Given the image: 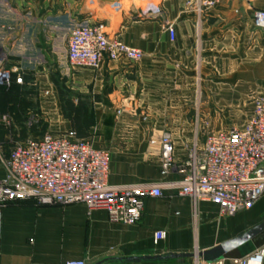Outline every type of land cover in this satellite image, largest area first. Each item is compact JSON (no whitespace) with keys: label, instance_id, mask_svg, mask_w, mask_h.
I'll list each match as a JSON object with an SVG mask.
<instances>
[{"label":"crops","instance_id":"obj_1","mask_svg":"<svg viewBox=\"0 0 264 264\" xmlns=\"http://www.w3.org/2000/svg\"><path fill=\"white\" fill-rule=\"evenodd\" d=\"M73 1L74 10L81 13L80 21L101 23L110 38L144 53L138 62L121 57L106 59L98 70L77 68L81 70L80 82H93L101 93L99 107L116 104L129 117L128 122L145 121L148 133L140 139L148 141V146L158 144L161 151V131L170 130L176 158L183 161L188 148H183L181 139H198L203 145L210 134L200 137L194 128L199 118L200 92L211 93L221 102L241 92L242 98L264 94V28L254 21L255 11L264 10V0H222L213 7L204 6L202 0ZM116 1L123 3V11L112 8ZM151 5L159 8L158 16L142 18L141 11ZM11 10L28 11L34 19L40 12L46 27L54 20L52 0H0V12ZM169 24L175 27L174 39L167 30ZM23 27L21 23L17 39L25 38L27 27ZM38 28L30 25V39L36 38ZM253 111L254 106L246 123ZM179 179V174H163L161 169L151 177L118 172L114 176L110 164L111 184L164 186L162 197L145 199L142 218L134 225L113 221L105 210H91L83 203H11L3 210L0 264H62L69 260L86 264H208L197 256L193 261L132 259L191 253L185 246L191 242L203 243L202 251L261 223L247 227L240 213L224 216L219 206L208 201L195 205L190 197L179 196L176 189L166 185ZM157 230H165L167 238L155 242ZM262 243L264 233L230 253L222 264H236L232 258L246 256Z\"/></svg>","mask_w":264,"mask_h":264},{"label":"built area","instance_id":"obj_2","mask_svg":"<svg viewBox=\"0 0 264 264\" xmlns=\"http://www.w3.org/2000/svg\"><path fill=\"white\" fill-rule=\"evenodd\" d=\"M222 0H202L213 7ZM116 12L123 3L112 4ZM160 10L151 5L141 11L142 18L157 17ZM258 27L264 28V10L254 13ZM171 39L175 27L167 26ZM121 57L138 62L144 53L110 38L101 23L89 19L79 21L70 33L67 60L75 67L98 70L104 61ZM12 72L0 62V85L9 81ZM22 83V77L17 79ZM162 151V173H177L180 179L166 183L179 196L190 197L194 204L208 201L224 216L255 207L264 195V95L254 100V111L242 127H230L210 133L203 145L195 142L188 156L176 158V144L170 132L159 139ZM0 175V248L4 208L21 201L32 200L38 205H70L83 203L89 209L105 210L111 220L134 225L143 215L145 199L163 196V184L114 185L109 182V152L98 148L89 139L46 135L39 140L17 146L2 162ZM167 237L165 230L154 233L155 242ZM236 264H264V245L253 253L234 260ZM223 261L217 263L222 264ZM62 264H86L69 260Z\"/></svg>","mask_w":264,"mask_h":264},{"label":"rangeland","instance_id":"obj_3","mask_svg":"<svg viewBox=\"0 0 264 264\" xmlns=\"http://www.w3.org/2000/svg\"><path fill=\"white\" fill-rule=\"evenodd\" d=\"M52 7L54 20L47 27L42 24L44 17L40 12L38 19L28 11L0 12V62L12 72L9 81L0 85V171L2 162L17 146L53 135L89 139L109 152L114 176L117 172L142 177L159 174L160 169L162 172V153L158 144L148 146V141L140 139L148 133L143 118V123L133 124L116 104L115 107H99L97 103L102 98L95 84L80 82L81 70L67 60L70 33L81 20V13L74 10L75 2L52 0ZM21 23L27 27L26 36L17 39L15 36H18ZM33 24L39 28L36 38L30 39V25ZM20 77L22 83L17 82ZM237 95L231 94L229 100L221 102V98L216 99L211 93H199V118L194 128L200 137L243 126L252 113L255 98L264 94H247L245 98L241 97L242 92L239 97ZM161 132H170L173 137L170 130ZM181 142L183 148L189 149L188 145L200 140L182 138ZM239 215L245 216L247 227L264 221V195L254 208ZM262 245L264 243L255 250ZM185 246L189 247V252L197 254L203 243L191 242ZM193 260L197 258L192 257Z\"/></svg>","mask_w":264,"mask_h":264},{"label":"water","instance_id":"obj_4","mask_svg":"<svg viewBox=\"0 0 264 264\" xmlns=\"http://www.w3.org/2000/svg\"><path fill=\"white\" fill-rule=\"evenodd\" d=\"M264 233V221L245 233L240 234L237 237L226 240L222 243L215 245L212 248L204 249L199 251L197 254L194 253H170L167 255H157V256H145L132 259L136 262H141L143 260H166V259H177V258H192L198 257L202 261L208 264H217L221 261L229 258L230 253L238 250L241 246L247 244L248 242L254 240L256 237Z\"/></svg>","mask_w":264,"mask_h":264}]
</instances>
